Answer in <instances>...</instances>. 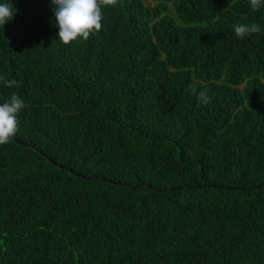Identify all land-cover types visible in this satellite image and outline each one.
<instances>
[{"label":"trees","instance_id":"16d2710c","mask_svg":"<svg viewBox=\"0 0 264 264\" xmlns=\"http://www.w3.org/2000/svg\"><path fill=\"white\" fill-rule=\"evenodd\" d=\"M0 2V104H25L0 264H264V6L117 0L64 45L51 0Z\"/></svg>","mask_w":264,"mask_h":264},{"label":"clouds","instance_id":"9594fccd","mask_svg":"<svg viewBox=\"0 0 264 264\" xmlns=\"http://www.w3.org/2000/svg\"><path fill=\"white\" fill-rule=\"evenodd\" d=\"M51 3L55 25L59 29V41L67 45L80 39L86 41L91 34L99 32L102 28V6H116L117 0H51ZM249 3L253 11L264 6V0H249ZM16 11L18 9L12 3L0 2V26L13 19ZM233 27L235 35L240 39L261 31V27L256 23L236 24ZM0 83L8 88L17 86L15 79H7L2 75ZM190 87L195 91V84ZM211 99L206 90L198 93V100L203 105H208ZM24 107L23 100L16 93H13L8 101L0 104V145L8 144L16 135L17 115Z\"/></svg>","mask_w":264,"mask_h":264}]
</instances>
